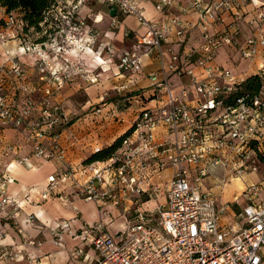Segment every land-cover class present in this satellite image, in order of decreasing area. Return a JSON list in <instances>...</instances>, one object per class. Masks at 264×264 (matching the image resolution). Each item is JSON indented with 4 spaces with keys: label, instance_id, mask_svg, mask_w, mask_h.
I'll use <instances>...</instances> for the list:
<instances>
[{
    "label": "built area",
    "instance_id": "obj_1",
    "mask_svg": "<svg viewBox=\"0 0 264 264\" xmlns=\"http://www.w3.org/2000/svg\"><path fill=\"white\" fill-rule=\"evenodd\" d=\"M87 1L56 0L45 12L41 30H37L43 36L31 44L23 42L21 32L28 23L20 12L12 10L1 19L0 45L20 41L23 53L31 56L38 67L37 90L42 94L39 98L26 97L22 107L17 108L7 91L6 78L0 74V139L4 130L11 128L32 144L31 154L21 156L19 144L7 142L2 154L14 155L20 165H32L33 157L63 162L64 168L48 177L42 199L67 195L62 186L71 184L85 200L102 202L107 198L113 205L129 192H141V185L148 183L153 171L160 174L169 165L175 167L166 185V202L156 208V214L137 210V220L119 232L120 239L101 223L82 228L83 245L97 253L94 264H264V201L255 200L259 187L250 184L243 191L246 204L233 223L223 220L224 212L233 204H218L213 192L203 188L212 168L223 166L242 176L248 171L257 172L258 153L264 155V90L238 95L247 78L245 71L216 62L220 51L228 48L247 60L264 84V3L185 0L182 4L181 0H156L157 10L169 5L181 9V15L159 24L145 16L136 0H105L122 14L135 15L145 28L136 36L135 46L122 52L118 67L139 73L142 55L156 51L160 67L148 74L150 89L154 98L165 96L166 100L161 105L142 107L132 132L112 157L76 166L67 162L61 133L53 132L55 125L67 119V112L54 96L72 80L71 72L58 66L55 58L67 51L65 47H70L75 31L86 25L85 19L75 15ZM249 5L254 13L248 22L256 24L257 31L242 40L239 21ZM192 12L197 14L194 25L183 18V14ZM61 21L63 27L57 25ZM219 22L221 27L215 29ZM190 25L200 30V38H195L188 50L175 49L172 42L182 45ZM54 31L61 33L59 40L53 36ZM6 62L16 78L26 74V67L12 51H7ZM171 73L187 75L189 83L176 92ZM37 108L42 110L41 119H34ZM8 182L0 172V208L10 205L18 212L19 202L7 194ZM29 243L35 245L34 240ZM82 254V247L75 251L76 256ZM24 257L30 264H37L23 248L0 243L3 264Z\"/></svg>",
    "mask_w": 264,
    "mask_h": 264
},
{
    "label": "crops",
    "instance_id": "obj_2",
    "mask_svg": "<svg viewBox=\"0 0 264 264\" xmlns=\"http://www.w3.org/2000/svg\"><path fill=\"white\" fill-rule=\"evenodd\" d=\"M136 1L143 9L146 17L155 20L159 24L164 23L172 16L181 15V9L177 5L166 6L160 11L155 7L156 0ZM261 1L264 3V0ZM181 2L182 4L186 3L185 0H181ZM110 5L105 0H93V2L85 3L79 9V15L85 20L88 17L94 19L95 26L101 29V39L113 45L112 48H108V55L104 58L105 61L101 59L99 61L93 60L92 58L91 63L95 67L97 65L102 67L101 74L111 71V73L114 72L123 77L125 74L119 71L115 58H120L124 50L132 49L136 44V36L144 33L145 28L139 23L135 15L122 14L117 9L115 10V14L112 15L111 11L115 8ZM106 7H108L110 15L107 14ZM253 13V6L249 5L245 10L244 17L239 21L240 37L242 40L257 31L256 24L250 25L248 22L253 17ZM6 14L5 8L0 6V20L6 17ZM95 17H97V20H95ZM183 18L188 24L194 25L197 21V14L195 12L183 14ZM229 20L230 18H227V21ZM220 27L221 23L219 22L216 24L215 29H219ZM261 29L264 32V22H262ZM200 34V30L197 27L191 26L184 37L182 45L178 41H173L172 44L177 50H188L190 46L195 44L194 39L200 38ZM65 48L67 51L59 53L58 57L55 58V63L69 70L71 68L70 62L73 49L68 46ZM87 50L83 54H79V60H83L82 67L84 70H87L84 63H87L89 58ZM7 51H12L13 55H17V60L26 67V74L20 79L10 72V63L6 62ZM221 51L226 60H228L225 62H230L231 66L236 65L238 71H245V74H247L249 68L252 69L248 61L241 68V63L244 61L239 65L237 63L239 57L232 50L228 49L230 53L225 48ZM61 54L62 58H60ZM100 54L102 55L103 53L100 52ZM167 56L169 59L170 56L168 54ZM219 58L221 59L223 56L219 54L216 58L217 62ZM142 61V73L137 75L131 74L125 79L127 80L126 84H131L129 90L130 98H139L143 101V106L161 105L165 102L166 98L163 96L161 99H157L152 96L150 80L148 78L150 72L156 71L160 67L157 52L152 51L150 54H143ZM220 64L224 65L223 62H220ZM2 66L5 68L0 74L5 76L7 91L17 108L22 107L26 97L37 98L34 91H38L37 86L40 85L38 67L32 57L23 53L18 39L10 40L0 45V69ZM169 76L176 92L179 91L181 86L189 83L187 75L179 77L177 74L171 73ZM115 78L118 82L120 81L118 76ZM114 80L112 78L113 83ZM101 83L99 85H102ZM81 88L86 93H89L87 81L82 78L76 82L70 83L69 81L54 96V100L57 102L65 101L71 97L72 93ZM140 88H143V90H140ZM90 94L93 95L92 93ZM102 97L103 94L98 98ZM127 111H120L118 109L112 111V109H108L107 107L102 108L100 110L101 114L95 112V118H91L94 115H90L89 113L84 114L82 115L84 117L80 119L83 122H80L79 125L76 124V121L61 131L60 140L66 150L67 162L76 166L82 165L84 164L83 160L94 152L95 148L110 145L117 137L125 133L131 127L136 117L132 109H128ZM116 117H119V119L115 122ZM122 117H128V119H124L123 123H120V118ZM49 141L50 139L47 140V142ZM7 142L19 144L21 156L29 155L32 151V144L26 141L20 133L11 128L4 130L3 138L0 139V172H3L9 180L7 194L19 202L20 209L16 212L10 205L0 208V243L8 247L23 248L26 256L28 254L30 257H33L37 264H94L97 259V253L92 247L83 245L82 228L88 224L101 223L103 225L106 223L104 224L105 229L108 230V224L114 222L111 218L105 217L101 202L85 200L71 184L62 186L67 195H54L47 199H42L41 192L46 190L49 185L48 177L62 170L64 168L63 162L57 159L47 161L33 157L32 165H20L14 160V155L4 156L2 154V148ZM48 165H51L52 168L49 169ZM218 167H222L227 172V177L220 178L218 175H210L204 181H224L229 176L235 180H250L246 177V174L242 176L234 174L223 166H216L212 168L211 172L216 171ZM175 171V167L171 165L163 169L160 174L153 171L154 175L152 174V177H147L148 183L141 185V192H129L128 196L123 198L119 205L108 206L110 207L108 210L115 214L116 212H130L133 207L136 214L137 210L152 214L156 213V208L166 202V185ZM250 174L253 177L259 178L257 172H251ZM157 187L159 189L155 190ZM118 193L120 194L121 192L118 191ZM142 195H147L149 199L140 202L143 197ZM216 199L218 204H223L219 202L217 197ZM239 212L234 211L230 207L224 212L223 220L233 223L239 219L237 216ZM136 220L137 218L133 222ZM30 240H34L35 245L29 243ZM80 247L84 248V254L76 256L75 251ZM0 264L3 263L0 262ZM10 264H30V262L28 258L24 257L18 261L10 262Z\"/></svg>",
    "mask_w": 264,
    "mask_h": 264
},
{
    "label": "rangeland",
    "instance_id": "obj_3",
    "mask_svg": "<svg viewBox=\"0 0 264 264\" xmlns=\"http://www.w3.org/2000/svg\"><path fill=\"white\" fill-rule=\"evenodd\" d=\"M88 2H93V0H88L86 3H88ZM63 9L65 11L68 10V8H63ZM106 9H107L106 10L107 14L110 15V13L108 12V7H106ZM75 16L82 18L81 15H78V14ZM85 21H86L87 26L84 25L82 28H80V30L75 31L76 36L72 38V42L70 43L71 44L70 48L73 49V51H72V55H71L72 59L70 62L71 68L69 70H71L70 72H71V77H72V80L70 81V83L79 81V79L82 78L83 80L87 81V83H88L89 93H86L85 91H83V88H81L80 90L77 89V91L75 93H72L71 97H69L67 100L59 102L62 109L67 112V119L64 121H61L60 123L55 125V127L53 129L54 133H56V132L60 133L61 131H63L69 125H71L72 123H74L76 121H77L76 124L79 125L80 122H83V120H80V119L82 117H84V116H82L84 114L89 113L90 115H94V117H91V118H95V115H96L95 111H97V109H102V108L107 107L108 109H112V111L113 110L115 111V109H118L120 111L122 110V111H126V112H128L127 111L128 109H132L136 114L135 116H137L143 107V101L142 100H140L139 98H135V99L130 98V93H129L130 91L129 90L131 88V84H126L127 80H125V79L129 75L132 74L131 72L122 71L118 67L119 71L121 73H124L125 76H123V77L119 76L118 74H115L114 72L111 73V71H108L107 73L103 72V74H101L100 72L102 70L101 69L102 67H100V65H97L95 67L91 63L92 58H93V60L95 59V60L99 61V59H101L102 61H105L104 58L106 57V55H108L107 50L109 47L112 48L113 45L111 43H108L107 41H104L101 39V37H102L101 36L102 35L101 29L98 28L97 26H95L94 19H91L90 17H88L87 20H85ZM0 22H1V20H0ZM76 22L77 23L79 22L78 19L76 20ZM58 24L61 25V27H63L64 22L63 21L57 22V25ZM239 26H240V24H239ZM55 28L58 29L57 27H55ZM21 33H22L21 35H22L23 42L28 43V44H31L35 41H38V39L43 36V33L40 32V34H38L37 30H33V29H30V30L24 29ZM72 33H74V31H72ZM59 34H61V33L54 31L53 36L57 37L56 40H59V38H60ZM240 36H241V32H240ZM87 47H91V48H88V50H87V54H88L89 58H88V62L84 63L85 66L87 67V70H84L82 67L83 60H81V61L79 60V58H80L79 54L80 53L83 54L86 51ZM225 50L228 51V48H225ZM100 52H102L103 54L102 55L97 54ZM219 54L222 55L223 58H221V59L219 58L218 63L223 62L226 67H233V66H231L230 62H225L228 60H226L222 51ZM60 58H62V54L60 55ZM239 59L237 61V63L239 65L242 61H244L241 63V65H242L241 68H243L247 64V60H242L241 58H239ZM115 61L117 63H119L120 58L116 57ZM80 62H82V63H80ZM95 64H98V63H95ZM141 73H142V71L139 73H135V74L137 75V74H141ZM250 74H255L254 68H252V69L249 68L248 73L245 74V76L247 77ZM117 76L119 77L118 78L120 80L119 82L115 78ZM96 77H97V80H95ZM112 78L115 79L114 83L112 82ZM92 80H94V81H92ZM102 81H103V83H101ZM100 83L102 85H99ZM140 90H143V88H140ZM34 92H36L35 95L37 96V98L42 97V94L40 93V91H34ZM90 93H92L93 95H91ZM97 93H98V95H97ZM101 94H103V97L99 99L98 97ZM55 102L58 103L57 101H55ZM98 113L101 114L100 111ZM41 118H42V110L37 108L35 111V114H34V119H41ZM116 118L117 119L115 120V122L119 119V117H116ZM124 119H128V117L120 118V123H123ZM102 123H103V121H102ZM132 125H133V123H132ZM94 151H96V150L94 149ZM257 158L260 160V162L258 164V171H257V173L259 174V178L256 176L253 177L252 174H250V171H248V172H246V177H248L250 180H241V179L235 180L229 176L227 178V180H224V181H214V182L203 181V188H205V190H207V189L211 190L212 189V192L214 193V195H216L219 202H222V203L228 202L229 204H233L231 207L236 212L241 211L242 207L246 204L245 198L242 196V193H243L244 189L247 186H249L250 184H256L259 187V191L255 197V200L256 201H264V155L258 153ZM102 165H104V164H102ZM47 167L49 169L52 168L51 165H48ZM232 173H234V172H232ZM210 175H218V177L222 178L224 176L227 177V172L222 167H218L216 169V171L211 172ZM243 184H244V186H243ZM142 196L143 197L141 198L140 202L145 200V199H149V197H147V195L146 196L142 195ZM235 197H236V199H235ZM106 199L104 198V200L101 202L102 208H104L103 212L105 214V217H109L112 219V221H114L112 224L109 223L107 228H108L109 232L116 239H120L119 232L124 231L127 227V224H128L127 222H133L136 219L137 214H136L133 207L130 210V212H121V213L116 212L114 214L112 211L108 210V209H110V207H108V206L113 205L112 202H110L109 200H106ZM154 214H156V213H154ZM104 224H106V223H104ZM104 224H103V226L105 227Z\"/></svg>",
    "mask_w": 264,
    "mask_h": 264
},
{
    "label": "trees",
    "instance_id": "obj_4",
    "mask_svg": "<svg viewBox=\"0 0 264 264\" xmlns=\"http://www.w3.org/2000/svg\"><path fill=\"white\" fill-rule=\"evenodd\" d=\"M56 0H0V6L4 7L6 12L17 10L27 21L26 30H41L40 22L44 18L45 12L55 3ZM264 90V84L257 74H250L238 89L237 94L261 93ZM131 126L125 133L117 137L110 145H106L97 151L92 152L83 161L84 164L101 162L109 159L119 149L123 139L132 132Z\"/></svg>",
    "mask_w": 264,
    "mask_h": 264
},
{
    "label": "water",
    "instance_id": "obj_5",
    "mask_svg": "<svg viewBox=\"0 0 264 264\" xmlns=\"http://www.w3.org/2000/svg\"><path fill=\"white\" fill-rule=\"evenodd\" d=\"M111 14H112V15H114V14H115V9H113V10L111 11Z\"/></svg>",
    "mask_w": 264,
    "mask_h": 264
},
{
    "label": "bare ground",
    "instance_id": "obj_6",
    "mask_svg": "<svg viewBox=\"0 0 264 264\" xmlns=\"http://www.w3.org/2000/svg\"><path fill=\"white\" fill-rule=\"evenodd\" d=\"M88 48H91V47H87V49H88ZM97 54L101 55L100 53H97Z\"/></svg>",
    "mask_w": 264,
    "mask_h": 264
}]
</instances>
